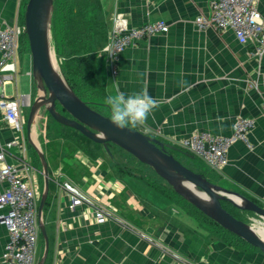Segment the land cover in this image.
Wrapping results in <instances>:
<instances>
[{
	"label": "crops",
	"instance_id": "obj_1",
	"mask_svg": "<svg viewBox=\"0 0 264 264\" xmlns=\"http://www.w3.org/2000/svg\"><path fill=\"white\" fill-rule=\"evenodd\" d=\"M100 1L107 44L117 15L128 21L129 28L164 21L167 30L126 48L117 61V74H113L103 53V95L98 97L95 109L111 117L102 108L111 112L106 98L117 88L126 96L147 92L158 107L147 123L137 128L173 146L199 132L230 137L239 119L254 120L255 126L248 134L250 147L243 141L235 142L228 153L229 164L221 173L188 154L176 156L186 167L214 183L237 189L264 205V56L260 60L251 57V45L241 44L230 29L204 30L197 26L196 18L211 15L212 0ZM26 2L0 0V31L22 24ZM258 8L264 19V0H260ZM25 49L26 44L21 43L13 82L0 84V99L22 102L24 122L23 140L8 150L6 163L18 165L24 180L42 196V165L27 136V120L37 89L32 60ZM35 128L50 176L43 211L49 238L45 264H182L172 254L192 264H264L259 250L234 237L224 240L218 230L213 232L211 224L189 210L177 194L172 195L169 185L148 166L139 161L130 166L132 156L127 158L128 163L116 156L129 170L122 169L111 162L103 148L78 134L56 128L42 135L38 121ZM17 138V132L6 124L0 112V149ZM66 183L109 208L127 226L115 220L99 222L88 204L71 209ZM5 186L0 181V193ZM5 211L0 210V217ZM8 241L9 232L0 221V264H4ZM42 249L41 253L39 248L37 263L44 254V242Z\"/></svg>",
	"mask_w": 264,
	"mask_h": 264
},
{
	"label": "water",
	"instance_id": "obj_2",
	"mask_svg": "<svg viewBox=\"0 0 264 264\" xmlns=\"http://www.w3.org/2000/svg\"><path fill=\"white\" fill-rule=\"evenodd\" d=\"M54 10L55 0H28L24 12L25 35L29 42L32 75L37 89V97L27 120V136L29 145L40 159L44 175V190L39 205V226L45 249L37 264H45L49 254V238L43 220V211L49 195V165L35 128L43 109L56 123L71 128L101 145L112 162L118 164L113 154V148L116 147L148 166L176 194L220 227L264 255V239L250 224L231 214L223 203L264 220L263 206L240 192L217 185L203 174L186 167L172 153L174 150L181 152L175 146L140 130L130 127L117 128L110 116L97 111L92 107V103L82 100L76 94L55 55L52 33Z\"/></svg>",
	"mask_w": 264,
	"mask_h": 264
},
{
	"label": "built area",
	"instance_id": "obj_3",
	"mask_svg": "<svg viewBox=\"0 0 264 264\" xmlns=\"http://www.w3.org/2000/svg\"><path fill=\"white\" fill-rule=\"evenodd\" d=\"M259 2L260 0H212L211 15L199 16L196 18V24L204 30L209 28L232 30L241 44L251 45V57L260 60L264 56V19L258 8ZM166 30L167 24L164 21L129 28L128 21L122 15L115 16L110 41L104 50L113 74H117V61L126 48L136 45L141 39L163 33ZM24 34L25 27L19 23L0 31L1 85L9 84L15 78L16 58L20 40ZM21 108L22 102L18 99H0V112L3 114L4 121L18 134L16 140L0 149V181L6 185L0 193V210H6L1 215L0 221L9 232V241L3 254L4 264H37L39 252L40 226L37 192L24 180L18 165L6 163L8 150L17 146L20 139L23 140L24 122ZM262 112L264 113V103ZM254 126V120L242 118L236 122L234 133L230 137L199 132L175 143L174 146L189 152L215 172L221 173L229 164L228 153L235 142L243 141L250 147L248 134ZM64 186L70 195L71 209L88 204L94 208L95 217L99 222L115 220L127 226L126 222L116 216L113 211L93 202L77 187L68 183ZM172 257L182 264H192L179 255L172 254Z\"/></svg>",
	"mask_w": 264,
	"mask_h": 264
},
{
	"label": "trees",
	"instance_id": "obj_4",
	"mask_svg": "<svg viewBox=\"0 0 264 264\" xmlns=\"http://www.w3.org/2000/svg\"><path fill=\"white\" fill-rule=\"evenodd\" d=\"M28 2V0H27ZM26 2V4H27ZM25 4V6H26ZM25 9V7H24ZM25 10L23 11L24 14ZM22 25H24V15L22 19ZM52 33L53 37L58 36L61 41H63L64 46L71 47L75 52L76 50L82 51L83 54L88 55L89 53H94L95 51L101 50L105 44H107V27L106 22L104 19L103 11H102V5L100 0H55V10L53 15V24H52ZM28 44L29 48V42L27 39V36L24 34L21 37L20 45ZM30 51V48H29ZM104 60V55L100 54L99 58H96L95 56V62L94 60L91 61V58L89 59L88 56L86 58V63L89 66H91V70L81 68L79 70H74V68H68V66L61 65V69L63 71V74L65 75L66 79L68 80L69 84L73 88V90L76 92V94L84 101L92 103V107L95 109V105L99 103L97 100L98 98L95 97L97 95L96 93V86L95 82L92 79H89L88 77L90 75H94L95 79L97 77V80L100 81L98 86L101 87V90L103 92V82L101 79V66L100 63H102ZM87 70L85 72V70ZM95 97V98H94ZM98 101V102H97ZM98 111V110H97ZM56 126L62 127L66 129L69 133H73L75 135H79L80 138L83 140L91 141L81 135L79 132L62 126L58 123H55ZM138 130V128H133ZM92 142V141H91ZM94 143V142H93ZM95 145L102 147L99 144ZM177 149H179L181 152L178 151H172V153L176 156V154H188L189 156L193 158H197L194 155L190 154L189 152L175 146ZM103 148V147H102ZM119 148H113V154L115 156V151ZM105 151V150H104ZM106 153V152H105ZM116 158V156H115ZM177 158V156H176ZM117 159V158H116ZM178 159V158H177ZM198 159V158H197ZM37 160L39 161L38 157ZM179 160V159H178ZM118 161V160H117ZM112 162V161H111ZM114 163V162H113ZM118 167L122 169H128L122 164L114 163ZM129 170V169H128ZM204 175V174H203ZM206 176V175H204ZM210 181L211 179L206 176ZM212 182V181H211ZM214 183V182H213ZM170 191L173 194H176V192L169 186ZM178 195V194H177ZM179 196V195H178ZM181 199H183L181 196H179ZM184 200V199H183ZM185 205L189 210H191L193 213H195L198 217H201L204 219V221H208V223L211 224L214 230H218L220 234L222 235V238L224 240L230 241L232 237L235 239H238L242 241L244 244L252 247L251 245L247 244L242 239L238 238L237 236L233 235L232 233L228 232L227 230L220 227L218 224H216L214 221H212L210 218L205 216L202 212H200L197 208H195L192 204H190L188 201L184 200ZM259 204V203H258ZM224 207L229 211L227 208V205H230L228 203H223ZM261 205V204H260ZM262 206V205H261ZM231 207L232 212H239L238 209ZM264 207V206H263ZM230 212V211H229ZM230 212L231 214H233ZM242 212V211H240ZM199 213H201L199 215ZM248 213V212H247ZM252 214V213H251ZM234 215V214H233ZM236 216V215H234ZM238 218V217H237ZM239 219V218H238ZM42 237V236H41ZM42 242H44L42 238ZM254 248V247H252ZM256 249V248H254ZM258 250V249H256Z\"/></svg>",
	"mask_w": 264,
	"mask_h": 264
},
{
	"label": "rangeland",
	"instance_id": "obj_5",
	"mask_svg": "<svg viewBox=\"0 0 264 264\" xmlns=\"http://www.w3.org/2000/svg\"><path fill=\"white\" fill-rule=\"evenodd\" d=\"M62 42L63 41H61L59 39V37L55 35V37H54V43H55L54 46H55V49H56L55 55H56V58H57V62H58L60 67H61V65H64V66H68V68H74V70H79L81 68H85V69L91 70L92 69L91 66L88 67V65H87V63L85 61L87 56H88L89 59L91 58V61L94 60L93 62H95V56H96V58H99V55L104 53V50H105V47H106V44H105L104 47L101 50L95 51V54L94 53H89L88 55H85V54H83L82 51H79V50H76L77 52L74 53L73 52L74 50L71 47L64 46ZM25 50L30 54V51H29V48H28V44H26V49ZM29 56L31 57V54ZM86 71L87 70H85V72ZM88 78L94 80V82H95L96 93L98 92L97 95H95V97L96 98L102 97L103 94H102L101 87L98 86L100 81L97 80V77L95 79L94 75H90ZM102 111L106 112L109 115H111V112L107 111L106 109L103 110V108H102ZM38 122H39V128L41 129V130L39 129V133L41 131L42 135L43 134L45 135V134L51 132V130L56 131L57 129H58L59 132L64 131V132L67 133L66 129H64L62 127H58L57 128L54 125V123L52 121V118L50 117V115L48 114V112L45 109H43L40 112V115H39V118H38ZM115 152H116L115 156H118L121 159H123V161L125 163L128 161L127 158H129L131 156V155L129 156L128 153H124V151L116 150ZM130 158H131L130 160H132V163L130 164V166H135L133 164V162L137 163L138 161H136L132 157H130ZM212 171H214V170H212ZM212 180L213 179H211V181ZM37 195H38V199L40 200L41 199V192L39 191V193H37ZM262 206H264V205H262ZM227 208L229 209L230 212L233 211V210L231 211L230 205H227ZM232 213L234 215H236L235 217H238L239 219H241V220L247 222L248 224H250L255 229L256 232H257L256 228H258L259 226L264 227V220L259 218L258 216L254 215V214H251V213L242 214L240 212H237V213L236 212L235 213L232 212ZM259 235H261V234H259ZM41 236H42V234H41V231H40L39 248L41 249V253H42L43 249H42V237Z\"/></svg>",
	"mask_w": 264,
	"mask_h": 264
},
{
	"label": "clouds",
	"instance_id": "obj_6",
	"mask_svg": "<svg viewBox=\"0 0 264 264\" xmlns=\"http://www.w3.org/2000/svg\"><path fill=\"white\" fill-rule=\"evenodd\" d=\"M106 104L111 110L112 123L119 129L145 125L153 110L158 107V102L147 92L126 96L119 88L115 94L107 96Z\"/></svg>",
	"mask_w": 264,
	"mask_h": 264
},
{
	"label": "bare ground",
	"instance_id": "obj_7",
	"mask_svg": "<svg viewBox=\"0 0 264 264\" xmlns=\"http://www.w3.org/2000/svg\"><path fill=\"white\" fill-rule=\"evenodd\" d=\"M109 67V66H108ZM169 143V142H168ZM213 182V181H212ZM61 184V183H60ZM232 186H230L229 188H231ZM236 189V188H235ZM240 189V188H239ZM237 190V189H236ZM235 190V191H236ZM239 191V190H238ZM242 194V193H241ZM172 195H174V194H172ZM87 206V205H86ZM201 213H199V215H200ZM194 217V216H193ZM255 226V225H254ZM256 230H257V232L259 233V234H261L260 236L264 239V227H262V226H259L258 228H256ZM153 237V236H152Z\"/></svg>",
	"mask_w": 264,
	"mask_h": 264
}]
</instances>
